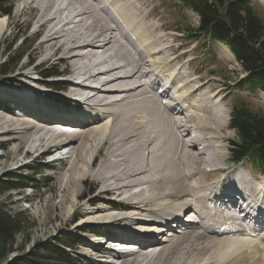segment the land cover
Returning <instances> with one entry per match:
<instances>
[{
	"label": "bare ground",
	"instance_id": "obj_1",
	"mask_svg": "<svg viewBox=\"0 0 264 264\" xmlns=\"http://www.w3.org/2000/svg\"><path fill=\"white\" fill-rule=\"evenodd\" d=\"M20 2L16 16L29 8L37 10L30 36L38 38L35 50L41 49V54L35 66H31L32 55L21 61L15 78L6 80L11 86L0 84L1 97L14 95L15 99L10 105L0 104V148L10 147L4 157L17 168L27 166L29 157L56 154L50 163L62 166H53L56 171L50 177L60 194L50 196L48 202L58 211L53 220L62 218L70 224L80 216L72 225L73 231H82L80 253L111 264H264V234H256L259 224H247L264 213V207L259 210L261 196L254 202L258 215L251 210L253 203L247 208L264 189L263 181L259 187L250 179H238L232 186H240L239 192L225 182L226 190L222 195L217 191L213 199L214 184L205 180L226 170L217 157L223 158L222 152L216 148L230 117L226 110L222 112L223 97L214 99L203 91L199 76L186 79L182 67L170 63L171 57H162L167 48L156 33L160 26L147 21L149 15L141 13L140 4L135 0ZM7 17L0 14V44L9 37ZM57 61L65 64L66 82L48 84L36 77L40 65ZM162 82L172 83L173 88L155 93L153 88ZM34 83L43 89L60 86L65 93L44 96L46 91ZM26 95L34 96L32 102L28 99L33 103L31 111L24 108ZM163 98L170 101L164 103ZM13 103L21 108L11 107ZM66 106L83 107L89 113L81 117L80 111ZM67 113L81 118L70 119ZM170 141L173 153L168 151ZM105 146V161L95 165ZM209 152L217 156H208ZM219 177L217 189L224 174ZM87 179L94 181L98 193L79 201L84 194L80 185ZM239 193L247 203L237 202ZM226 200L237 203L240 213L228 212ZM80 204L84 209L77 213ZM183 213L185 221L178 229L172 224L166 233L169 224L165 223ZM95 231L111 243L139 241L140 248L109 251L105 241L95 243L98 239L90 233Z\"/></svg>",
	"mask_w": 264,
	"mask_h": 264
},
{
	"label": "rangeland",
	"instance_id": "obj_2",
	"mask_svg": "<svg viewBox=\"0 0 264 264\" xmlns=\"http://www.w3.org/2000/svg\"><path fill=\"white\" fill-rule=\"evenodd\" d=\"M135 2L138 7L140 4L142 14L149 15L148 17L149 19H147V21L151 23H156L158 26H160L159 27L160 29H158L156 33L164 38V41L166 42L163 48H167L165 55L162 57H171L170 63L178 64V66L182 67L183 69L181 71V74H183L186 79L193 80L189 76L191 74H193L194 76H199L200 81L203 79L204 80L208 79L209 76L213 77V80H210L209 82L205 83V85L203 86L204 87L203 91L205 92L209 91L208 93L210 95H214V99L220 100V97H222L223 95L225 96L227 90H229V88L232 87L233 88L231 91L232 95L247 96L248 102L252 108L261 109L264 111L263 92L259 90L252 92L248 87H245V90L243 92L239 91L238 88L239 87L242 88L243 86L245 71L237 63V61L235 60V58L232 56V54L225 45L220 44L218 42H214L212 40H207L206 44L204 45V42L201 39H199L198 44L200 45L193 52V49L188 47L196 43L190 41L189 37H183L180 34L175 35L176 37L181 39L182 43H178V45H176L175 42H172L171 38L173 36V32L174 34L177 33L176 31L173 30V27L176 28L178 26H181L179 25V21H183L184 19H186L190 21V23L193 25L194 28L197 27L199 18L194 13V11L189 9L186 10V9H177V8L174 11L175 2H177V0H135ZM253 3L254 6L257 9H259V11L264 16V0H253ZM21 5L22 3L20 2V0H0V7L8 8L11 10L10 15L8 16L10 18L9 35H8L9 37L3 40V42L0 44V84L4 85V88L6 84L11 86V84L6 82V80L8 81L10 79L12 80V78L13 79L15 78L14 75L15 70L18 67V65L21 63V61L27 60L29 56L32 55L35 57V60L32 62L31 66H35L41 54V49L35 50L38 42V38L34 39L33 36H30L31 28L37 15V10L35 8H31V9L29 8L24 11L25 13L16 16L15 14L19 10ZM158 13L160 15H158ZM138 15L139 17H141L139 11H138ZM189 27L192 26L189 25ZM181 44L182 47L185 48L186 50H181ZM156 51L159 52L158 49H156ZM186 54L190 58L189 60L193 59L190 69L187 67V63H186L188 60L182 62L183 57ZM9 58H14L17 61V64L13 66L12 69H9L10 72H7L8 73L7 75H2L1 74L2 65ZM64 68H65V64L59 63L58 61L55 64L45 63L39 66V72L38 74H36V77L37 76L41 77L40 80L48 84L58 83L57 81L59 79L56 78L47 79L45 77L46 75L45 73L46 72L53 73L51 72L52 70H58L60 71V73H64L63 72ZM192 69L194 70L192 71ZM186 70L190 73H187ZM68 79L69 78H67V80ZM198 85H200V83H198ZM34 86H36L37 89L43 91L45 90L46 92L44 93V96L45 94L51 95V93L53 92L52 89H43V86L41 87L35 83ZM53 88L55 89L56 87ZM55 90L60 91L62 93L64 91L65 93L64 88L62 90H57V89ZM11 92H14L12 91V88H11ZM9 97L14 100V97L12 96ZM25 100L28 101V103H26L28 106H25L24 108L31 111L32 107L29 105L33 103H30L28 99ZM222 102L225 103L224 110L221 109L223 110L222 112L226 110L225 112L229 113L227 107L230 108V105L232 103V96L226 97L225 100ZM11 103L12 102L9 100V98H7V100L4 101L0 93L1 105L7 106L10 105ZM14 103H13L14 106L11 107H15L16 110L17 107L19 109L21 108L19 104H17L19 106H16ZM49 111L46 112V114L50 116L51 113ZM69 112L72 113V111ZM67 114L68 117L71 119L72 117L71 115H69L70 113ZM181 117H184V115H181ZM227 127L222 128L223 130L220 133V138L216 142L217 145L216 148L218 149L220 148V152H222L221 154L223 155V158H221V156L220 157L217 156L215 153L212 152L207 153L208 156L215 154L220 159L221 164L223 163L222 166L226 167V170L218 172L217 174L215 173L213 175L209 174L208 178H205L207 182L209 181L214 184L213 185L214 194L212 196L213 199L216 198L217 196L216 192L219 191V189H217V181L220 178L219 176H222L223 174H224V178H223L224 181L223 183L221 181V185L223 186L225 182L226 184L229 182V185L231 186L229 187V185H227V187L232 188L231 190L233 192L240 191V186L239 189H236L235 187L232 186L233 182L238 179L239 180L250 179V181L256 184L257 186L262 181V179L264 180V176L263 177L261 176L262 173L249 165L241 164L240 167L234 166L230 157V140L236 139V134L233 130L229 128L227 129ZM107 147L108 146H105V148L98 154V157L93 161L95 165L97 163L100 164L105 161L104 156H106ZM168 151L169 153H173V148L171 147V141L169 142ZM9 152H10V147L9 148L4 147L3 149L0 148V179L12 182L16 186L18 185L19 187L12 188V190L0 194V204L5 206L10 214L16 217L22 215V217L26 218V224L24 226L25 234L18 237L17 247H15L16 251L10 253V255L7 257L5 261V264H10L20 259L27 260L29 258L40 259L44 264H56L54 261H52L53 260L52 254L47 253V250L45 249V248H49L50 246L59 248L63 253H65L70 261V264H107L104 261L98 263L97 261L93 260L91 257L89 256L86 257L82 255V253H80V251H82L80 248L81 246L77 244L80 239L79 237L82 236L81 233L82 231L75 232L73 231L74 226H72L80 219L79 215H77L75 217V220L72 221L70 224H68L67 222L68 220H64L62 218L53 220L54 217L56 216L58 217V211L54 208L52 202L50 203L48 201L50 196L54 194L58 195L60 194V192L56 187L57 186L56 181L50 177V174H53L56 171V167L53 166L57 165L58 167H61L62 165L60 163H58L59 165L57 163L56 165L55 164L51 165L50 162L54 160H48V157L47 158L29 157L27 159L29 164L27 166L22 168H17L15 164L10 162V159L8 157H4L5 154L6 155L10 154ZM176 160L178 159L176 158ZM4 163H7L8 166L5 167ZM24 184L29 185L30 187L29 186L22 187V185ZM80 188H83L84 194L79 197V201L93 198L98 193V190L92 179H87L85 181V184L82 183L80 185ZM251 192L252 191L249 190V193ZM260 196H261V200L259 204H262V206L264 207V198H263L264 192H259V194H256L255 197L252 198L253 201L248 204L247 208H249V205L253 203L251 209L253 211L255 209L254 202H257ZM18 198L19 199L24 198V199L21 202H18L17 200ZM209 200H210V196L206 199V202H208ZM54 201L56 202L57 199H55ZM114 202H120V201L115 200ZM96 203L98 202L96 201L92 203V205L95 206ZM228 203L231 205L233 204V202H228ZM65 207L67 208V205H65ZM83 209H84V205L80 204L77 208V213L83 211ZM242 222L243 224H245V221ZM101 230L104 231V229ZM110 232H114V231H110Z\"/></svg>",
	"mask_w": 264,
	"mask_h": 264
},
{
	"label": "trees",
	"instance_id": "obj_3",
	"mask_svg": "<svg viewBox=\"0 0 264 264\" xmlns=\"http://www.w3.org/2000/svg\"><path fill=\"white\" fill-rule=\"evenodd\" d=\"M177 5L197 12L201 17L197 29L199 34H207L227 43L247 72V84L264 91V16L252 0H180ZM0 11L11 13L10 9L4 7H0ZM16 64L14 58L7 59L2 65L1 74L7 75ZM45 74L46 77L54 75L50 72ZM230 127L238 137L231 141L232 160H248L255 167L264 169V111L254 109L247 101L241 100L233 107ZM15 187L19 186L0 179V194ZM25 224L26 218L10 214L0 204V264H5L10 253L16 251L18 237L25 234ZM45 249L52 254V261L56 264H70L67 255L59 248L50 246ZM10 264L44 263L40 259L29 258Z\"/></svg>",
	"mask_w": 264,
	"mask_h": 264
}]
</instances>
